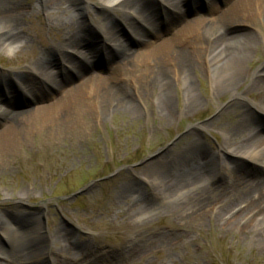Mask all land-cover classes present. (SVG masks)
Wrapping results in <instances>:
<instances>
[{
  "label": "rangeland",
  "instance_id": "374dc122",
  "mask_svg": "<svg viewBox=\"0 0 264 264\" xmlns=\"http://www.w3.org/2000/svg\"><path fill=\"white\" fill-rule=\"evenodd\" d=\"M16 1L23 11L17 27L30 44L12 54L0 48L1 72L23 71L28 59L34 58L40 49L58 42V23L65 16L62 11L73 16L76 13L66 2L58 9L57 6L48 7V4L42 7L40 0ZM190 1L187 5L178 4L181 13L191 7V12H184L186 18H206L211 11L218 12L224 6L220 0ZM76 2V11L87 21L88 30L98 32L104 38L102 28L96 22L108 16L111 40L140 51L141 45L131 33L134 26L138 27L136 17L119 19L118 10H102L96 0ZM158 11L160 22L155 25L158 36L146 37L153 39L154 46L170 37V28L166 27L163 17L176 14L160 4ZM136 16L141 17L140 14ZM250 29L246 25L228 26L230 32ZM252 30L258 39V47L244 51L245 58L232 68L230 74L225 72L226 63H216L208 58V69L199 66L181 79L192 80L201 100L208 98L202 108L186 117L161 126L156 116L159 92H147L140 100L133 91L135 97L131 106L124 108L115 102L101 124H90L82 132H63L50 139L30 137L12 152H0L1 249L10 254L14 248L23 245V239L30 242V234L25 236L20 232L40 225L38 243L46 250L43 262L49 264L50 260L64 259L51 255L59 252L64 243L53 236L57 230L71 236V245L66 249L67 256L72 259L68 260L70 264H264V243L255 239L258 231L241 232L238 228L223 226L222 221L210 213V207L204 209L202 217L185 208L175 209L181 198H167L168 189L159 187L155 190L151 185L154 179L165 176L164 170L170 165L171 158H175L179 149L190 140L189 130L193 126H208V130L199 134V139L210 150H217L221 131L216 124L235 115L237 108L218 111L219 105L223 108L230 105V98L229 95L213 96L211 80H224L229 74L242 82L237 93L247 94L244 88L249 80L264 71V40L260 32ZM101 42L107 51L113 50L110 42L104 39ZM81 52L80 48L72 46L64 51L48 52L47 59L52 61L46 66L49 75L55 76L59 68L67 77L62 84L72 83L70 57H75L85 66L83 72L95 70L93 77H103L107 75L106 66L119 58L113 54L106 62L98 54L87 62L80 58ZM17 81L13 77L6 82L0 80L1 99L5 96L12 101L14 96L22 97ZM33 86L47 87L34 80ZM50 93L49 97L56 95ZM24 94L28 95V92ZM171 96L174 107L179 110V90L173 89ZM258 120L264 123L263 116H258ZM224 158L227 157L224 155ZM232 162L238 171L253 166V162L244 159ZM260 169L264 172V167L260 166ZM177 173L175 171L174 175ZM142 209L145 211L141 212ZM6 225L17 234L12 243L4 238L5 232L10 234ZM159 236L166 238L168 243L160 242Z\"/></svg>",
  "mask_w": 264,
  "mask_h": 264
},
{
  "label": "bare ground",
  "instance_id": "6f19581e",
  "mask_svg": "<svg viewBox=\"0 0 264 264\" xmlns=\"http://www.w3.org/2000/svg\"><path fill=\"white\" fill-rule=\"evenodd\" d=\"M76 1L40 0L42 7L48 4V7L57 6L58 9L66 2L76 13L73 16L62 11L65 16L58 23V42L40 49L34 58L28 59L23 71H0V80L6 82L12 77L18 80L16 84L22 94L21 98L14 96L12 101L5 96L0 98L3 102L0 107V152H12L30 137L50 139L63 132H82L90 124L103 123L106 112L115 102L128 108L133 97L141 100L147 92L156 90L159 92L156 116L159 124L166 126L199 110L208 100L199 98L192 80H181L190 70L199 66L208 69V58H211L216 63H226L225 72L229 73L245 58L244 51L258 47L252 29L260 32L264 40V0H220L224 3L223 9L211 11L206 18H186L191 7L181 13L178 4L187 5L190 0H96L102 10H118L119 19L136 17L138 27L134 26L131 33L141 45L140 51L130 50L123 42L111 40L108 16L96 22L102 28L104 38L98 32L88 30L87 21L76 11ZM159 4L176 14L163 17L166 27L170 28V37L154 46L153 39L146 37L158 36L155 25L160 22ZM138 14L141 17L138 18ZM22 16L23 11L16 0H0V48L7 54L16 53L30 44L17 27ZM236 24L252 29L230 32L228 26ZM101 39L110 42L113 50L103 48ZM71 46L80 48L79 56L87 62L98 54L106 62L113 54L119 58L106 66L107 75L93 77L95 70L83 72L82 61L70 57V76L74 81L64 85L67 77L60 73L61 69L58 68L55 76L49 75L46 66L52 61L47 59V54ZM229 74L224 80H211L213 96L229 95L230 98V105L226 108L219 105L218 111L237 108L235 115L216 124L221 131L217 150H210L199 139V134L209 127L193 126L189 130L190 140L179 149L175 158H171L170 165L164 170L165 176L154 179L151 185L155 190L159 187L168 189L167 198H181L175 209L185 208L202 217L204 209L210 207V213L222 221L223 226L238 228L241 232L258 231L255 239L264 243V172L260 169V166L264 167V135L261 133L264 123L258 120V116L264 117V71L249 80L244 88L245 95L237 93L242 82ZM33 80L47 87L33 86ZM173 89L180 92L179 110L174 107ZM25 91L28 95L24 94ZM50 92L56 95L49 97ZM234 159L253 162V166L238 171L232 165ZM175 171L178 172L176 175ZM6 228L10 234L5 232L4 238L12 243L17 234L12 227L6 225ZM41 229L36 225L20 232L25 236L30 234V242L23 239V245L14 248L10 254L0 247V264H49L43 262L46 250L38 243ZM53 236L64 243L59 252L51 255L64 259L50 260L51 264H70L68 260L72 259L66 251L71 245L70 234L57 230ZM159 237L160 242L168 243L166 238Z\"/></svg>",
  "mask_w": 264,
  "mask_h": 264
}]
</instances>
